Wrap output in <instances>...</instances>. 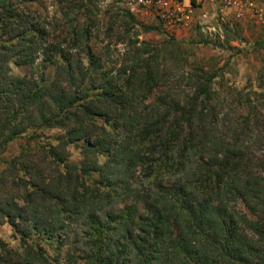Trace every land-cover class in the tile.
I'll use <instances>...</instances> for the list:
<instances>
[{
    "label": "rangeland",
    "instance_id": "rangeland-1",
    "mask_svg": "<svg viewBox=\"0 0 264 264\" xmlns=\"http://www.w3.org/2000/svg\"><path fill=\"white\" fill-rule=\"evenodd\" d=\"M183 1L188 2L171 0V3ZM5 2L11 8L4 10ZM242 3L241 14L236 8H224L219 0L200 3L195 7L192 22L182 26L165 9L159 8L156 0H0V44L19 43V49L30 55L22 63L16 57L11 60L12 75L54 84L55 93L64 91L72 97L86 71V80L78 87V105L103 97L105 90L122 94L126 100L122 110L96 108L98 113L91 121H84L88 132L77 125V131L87 135L84 138L71 141L66 129L32 125L6 145L0 139V178L6 181L0 186V193L28 206L30 217L28 222L17 224V229L0 221V241L5 244L0 246V264L8 259V251L13 255L11 259L21 264H70L75 259L78 264H84L81 255H93L89 233L95 224L90 223L89 216L95 213L106 224L135 202L134 199L124 203L114 200L112 205L96 211L100 204H85L82 198L79 209L83 216L69 214L66 206L54 201L35 199L25 204L22 197L28 184L15 185V179L30 180L25 172L32 170L41 175H34L35 181L43 184L45 179L49 183L58 172H64L63 165L49 155L51 146L66 163L81 166L85 159L83 149L91 145L87 140L91 132L94 136L90 143L96 139L106 142L109 138L120 142L131 135L128 132L132 129L141 128L149 121L154 123L153 139L155 130L174 126L181 112L196 97H199L196 107L206 117V129L214 131L217 137L208 144H215L216 149V143H234L239 134L237 143L248 153L253 163L250 168L261 176L264 185V0H243ZM27 14L31 17L30 29L15 38L11 32L2 33V21L8 19L23 29L18 20L24 21ZM150 72L152 81L147 78ZM205 85L209 87L208 92H204ZM73 110H77V117L82 114L84 120L88 119L83 107L74 106ZM110 113L115 114V119L108 121ZM4 130L8 132V126ZM150 141H140L141 152ZM102 153H94L89 160L97 161L94 165L104 163L110 153ZM17 157L23 158L24 167L18 165L16 174L8 165ZM147 161L148 158L139 163L132 179L135 187L144 190L155 181V175L146 174ZM87 183L92 185V179ZM97 186L99 191L115 196L113 187L95 183ZM138 205V214L142 216L147 205L144 201ZM231 205L238 214L237 220L242 221L241 231L256 241L262 238L248 226V222L264 217L262 202L239 198ZM50 207L57 211L51 213ZM11 210L15 212L14 208ZM44 214L45 217L52 215L55 223L63 221L65 225L55 229V224H51L50 229L39 230L41 224L37 220ZM117 221L116 218L113 223ZM140 231L139 227L135 230ZM114 246L110 252L115 250Z\"/></svg>",
    "mask_w": 264,
    "mask_h": 264
},
{
    "label": "trees",
    "instance_id": "trees-1",
    "mask_svg": "<svg viewBox=\"0 0 264 264\" xmlns=\"http://www.w3.org/2000/svg\"><path fill=\"white\" fill-rule=\"evenodd\" d=\"M2 6L4 10L11 8L6 2ZM30 18L27 14L24 21L18 20L23 29L5 19L1 31L11 32L12 38H15L30 29ZM29 56V53L19 49V43L13 46L0 44V139L3 145L32 125L66 129L71 141L84 138L87 135L79 133L76 126L81 125L85 129L84 121H91L98 113L96 108L103 106L110 110H122L126 100L113 90H105L106 95L103 97L91 98L78 105V87L85 82L86 71L74 88L72 97L64 91L55 93L54 84L46 85L37 79L12 75L11 60L16 57L17 62L22 63ZM89 57L93 59L92 55ZM71 68L69 64L68 72ZM147 78L152 81L153 74L150 72ZM51 89L53 92L49 94ZM208 91L209 87L205 85L204 92ZM48 96L51 101L43 100ZM198 103L199 97H196L181 112L174 126L155 130L153 139L154 123L149 121L141 128L132 129L128 132L131 135H126L120 142L109 138L106 142L96 139L90 143L94 136L91 132L87 138L91 145L83 149L85 159L81 166L66 163L65 158L51 146L49 155L63 165L64 172H58L57 177L50 179L49 183L45 179L41 184L34 179V175L41 176L39 172L27 170L29 173H25L31 179L19 177L14 184H28L22 197L25 204L39 199L54 201L57 205L66 206L69 214L77 213L79 216H83V211L79 209L82 198L85 204H100L96 211L112 205L114 200L115 203L135 200L106 224H102V219L95 213L89 216L90 223L95 224L89 233V248L93 250V255H81L85 259L84 264H264V217L248 222L249 228L262 236L256 241L241 231L242 221L237 220L238 214L231 205L232 201L239 198L248 202H262L264 205L263 180L250 168L253 163L247 157L248 153L242 151L243 147L237 143L240 141L239 134L235 136L234 143H216V149L215 144H208L217 137L214 131L206 129V117L202 110L197 109ZM200 104L206 107L204 102L200 101ZM74 106L83 107L88 119L84 120L82 114L77 117V110L72 111ZM63 112L65 115L61 116ZM114 116V113H110L108 121ZM5 126L9 129L6 133ZM140 141H150L143 152L139 147ZM102 151L109 152L110 158L94 165L95 161L89 159L94 153L103 154ZM146 158L149 159L146 174L155 175V181L144 190L135 187L132 179H135L139 163L145 162ZM18 165L24 167L22 157L14 158L8 166L17 174ZM96 174L99 176L96 177ZM89 178L92 179V185L87 183ZM5 183L0 178V186ZM95 183L113 187L115 196L104 190L99 191ZM143 201L147 207L139 216L138 204ZM27 207L0 193V221H6L17 229V224L30 219ZM12 208L15 209L14 213ZM51 210V213L57 211L55 208ZM45 216L37 220L41 224L39 230L46 231L51 228V224H55V229L65 225L63 221L55 223L52 215ZM116 218L119 221L114 224ZM137 227L142 231L135 232ZM4 245L0 241V246ZM113 245L115 250L110 252ZM105 251L108 252L106 255ZM7 255L8 259L1 264H21L11 259L13 255L10 251ZM78 262L75 259L70 264Z\"/></svg>",
    "mask_w": 264,
    "mask_h": 264
},
{
    "label": "built area",
    "instance_id": "built-area-1",
    "mask_svg": "<svg viewBox=\"0 0 264 264\" xmlns=\"http://www.w3.org/2000/svg\"><path fill=\"white\" fill-rule=\"evenodd\" d=\"M206 1L209 0H188L187 3L183 1L178 4L172 5L171 0H156L158 7L161 9H165V11L168 12V15L172 16L173 19H175L178 22V24L179 25L181 24L182 26H188L192 22L194 18L195 7L198 6L200 3ZM210 1L215 2L216 0H210ZM219 1H221L224 8H230V9L236 8V10H238L239 12L238 14H241V10L239 8H242L243 0H219ZM172 10L173 12H169Z\"/></svg>",
    "mask_w": 264,
    "mask_h": 264
}]
</instances>
